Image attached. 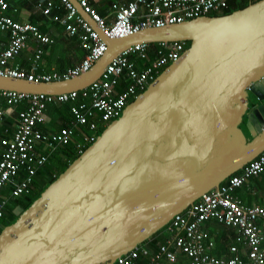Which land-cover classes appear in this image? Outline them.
Instances as JSON below:
<instances>
[{
  "label": "water",
  "instance_id": "water-1",
  "mask_svg": "<svg viewBox=\"0 0 264 264\" xmlns=\"http://www.w3.org/2000/svg\"><path fill=\"white\" fill-rule=\"evenodd\" d=\"M71 1L103 55L68 79L0 76L1 90H81L136 44H190L29 208H13L16 220L0 227V264H114L264 150V0L118 37Z\"/></svg>",
  "mask_w": 264,
  "mask_h": 264
},
{
  "label": "built area",
  "instance_id": "built-area-1",
  "mask_svg": "<svg viewBox=\"0 0 264 264\" xmlns=\"http://www.w3.org/2000/svg\"><path fill=\"white\" fill-rule=\"evenodd\" d=\"M66 8L60 20L70 35H77L86 55L81 63L66 72L58 74H37L24 69L13 68L9 62L27 47L29 39L37 45L51 42L38 26L17 21L7 15L8 0H0V34L8 36L7 46L0 39V76L27 79L31 82H49L68 79L88 71L103 55L106 44L98 32L77 14L70 0H59ZM85 12L97 23L108 37L125 36L147 27H162L181 23L211 12H221L229 6L228 0H129L112 5L113 21L110 25L89 4V0H77ZM53 0H39L36 8L44 15H50ZM154 58L149 57L151 43L136 44L116 56L104 69L99 79L81 90H72L57 95L29 94L1 90L0 120L18 103L27 102V107L18 111L12 138L2 139L3 150L0 158V190L12 185L13 198L27 192L39 167L48 160L49 153L59 146L69 144L79 137L75 148L82 152L86 144H91L98 136L99 127L107 126L117 118L124 108L140 94L160 73L163 67L177 61L184 52V41L158 42ZM42 54L39 46L34 50L38 60ZM140 60L141 65H137ZM72 120L69 126L56 132H44L41 125L46 122L45 108L51 103H71ZM47 150V153H46ZM24 177L17 181L19 172ZM264 170V151L255 159L234 173L215 191L203 194L181 213L176 214L164 226L165 242L151 249L146 242L122 255L114 264H173L180 255L188 258L182 264H245L231 245L235 255L229 259L213 255L214 242L202 225L210 220L235 228L238 244L247 248L249 264H264V206H244L234 195V190L252 176ZM238 172V171H237ZM8 198L0 195V216L7 205ZM158 244V243H157Z\"/></svg>",
  "mask_w": 264,
  "mask_h": 264
},
{
  "label": "crops",
  "instance_id": "crops-1",
  "mask_svg": "<svg viewBox=\"0 0 264 264\" xmlns=\"http://www.w3.org/2000/svg\"><path fill=\"white\" fill-rule=\"evenodd\" d=\"M38 1L39 0H14V2L10 3L12 10L9 8L13 16L10 14L7 15L17 21H25L38 26L42 33L49 36L51 42L37 45L34 40L29 39L27 47L10 60L9 64L13 68L24 69L28 72L37 74H51L53 72L62 74L69 68L79 65L85 57L86 51L82 48L77 35H70L65 30L64 25L60 23V20L66 14L64 5L59 0H53L54 6L51 9L50 15H44L36 8V3ZM128 1L129 0H89V4L103 19H105L106 24L110 25L113 21L112 5L114 3H126ZM0 39L2 41V46L6 47L8 42L7 34L1 33ZM38 46L42 48V54L40 58L36 60L34 58V50ZM51 62H53V64H51ZM14 111L17 112L16 108L12 110L8 109L7 114L4 116L11 120V133L16 124ZM44 112L46 118L44 126L47 127L50 121L51 123L55 122L54 124H60L64 120L62 115L68 118L65 112L55 114L53 108L50 106L47 109L45 108ZM70 122L71 120H69V125ZM69 125H65V127ZM1 151L0 148V154ZM236 196L244 206H264V174L247 180L236 190ZM260 224L264 226V221H261ZM202 227L214 242L212 251L215 255L229 259L235 255L231 252L230 246L235 245L237 246L238 254L243 258L245 264H249L246 256L247 248L244 245L236 243V233L233 228L226 227L224 224L222 225L215 220L205 222ZM156 239L157 241L154 242ZM156 239H151L154 246L163 239V236L159 235ZM180 260H185V257L180 255L179 261L173 264H181Z\"/></svg>",
  "mask_w": 264,
  "mask_h": 264
},
{
  "label": "trees",
  "instance_id": "trees-1",
  "mask_svg": "<svg viewBox=\"0 0 264 264\" xmlns=\"http://www.w3.org/2000/svg\"><path fill=\"white\" fill-rule=\"evenodd\" d=\"M255 1H257V0H228L229 6L227 9H224L221 12H211L207 15L215 16V15L228 14L232 11L237 10V9H241V8L247 6L249 3L255 2ZM12 2H14V0H8L10 9L12 8L10 5V3H12ZM9 8L6 10V14L12 15V13L9 11L10 10ZM189 44H190V42H188V41L184 42V48L186 49L189 46ZM157 49L158 48L156 46V43H151V48H150L149 53H148L150 58H154L155 50H157ZM139 61L140 60L135 59L134 62H136L137 65H141L142 63H140ZM164 68L165 67H163L160 70V72ZM73 103H75V102L48 104L46 109L49 108V106H50L53 108V112L55 114L65 112V113H67L68 118H66L64 115H62L64 117V120L60 124H54L55 122L51 123V121H50L48 127L41 125V129L44 132H49V133L52 132L53 133V132L58 131L60 128L65 127V125H69V120H72L70 108H71ZM0 107H4L2 99H0ZM26 107H27L26 101H22V102L18 103L15 107H13V109L16 108V110H17V112L14 111L15 117L17 118L19 110L25 109ZM10 122H11V120L8 117H3V119L0 120V142L4 138H6V139L12 138L13 132L11 133V131H10V129L12 128ZM104 128L105 127H99L98 134ZM14 130H15V127H14ZM79 140H80L79 137H75L71 140V142L69 144L59 146L56 149H54L53 151H51L49 153L48 160L46 161V163L43 166H41L37 169L36 174L33 177V180L31 182L27 192H25L23 195L16 197V198H13L10 194V189L12 188V185H10V184L6 185L5 187H3L0 190V195L8 198L7 205L3 209L2 216H0V227L9 225L10 223L14 222L16 220L17 216L13 213V208L16 205L22 206L24 210L29 208L30 205L41 195V193L44 191V189L49 184H51L68 167V165L70 163H72V161L74 159H76L80 155L81 152L79 150H77L75 148V145H74L76 142H79ZM89 145L90 144L84 145L82 148V151H84ZM0 148H1V150H3V146L1 145V143H0ZM46 153H47V150H46ZM0 158H1V154H0ZM239 172L240 171H238L236 173H239ZM263 174H264V170L260 173V176ZM23 177H24V172H23V170H21L17 176V181L21 180ZM256 177H258V176H256ZM251 178H254V177H251ZM251 178L246 179L244 181V183ZM240 187H238V188H240ZM236 190H234L235 196H236ZM261 221H258V225H260V226H262L260 224ZM226 227H229V226H226ZM262 227H264V226H262ZM162 232H163V230L161 229L160 231L155 233L150 239L146 240L145 243L147 242L151 249H157L159 244L165 242V237L162 234ZM159 235H162L163 239H161V241H159L158 244L156 243V246H154L152 243L153 241H151V239L155 240ZM210 239H211V237H210ZM156 241H157V239L154 242H156ZM210 253L215 255L212 250H210ZM182 256H184V255H182ZM223 258H225V257H223ZM225 259H227V258H225ZM187 260H188V258L185 257V260H183V261L180 260V262L182 264L183 262H186ZM139 261L141 262V264H143L145 262V258L142 257ZM177 261H179V258L177 259Z\"/></svg>",
  "mask_w": 264,
  "mask_h": 264
},
{
  "label": "bare ground",
  "instance_id": "bare-ground-1",
  "mask_svg": "<svg viewBox=\"0 0 264 264\" xmlns=\"http://www.w3.org/2000/svg\"><path fill=\"white\" fill-rule=\"evenodd\" d=\"M70 2H71L72 5L75 7L77 14H79V12H78L76 6L73 4V2H72L71 0H70ZM76 2L79 4V2H78L77 0H76ZM79 5H80V4H79ZM80 7H81V6H80ZM79 15H80V14H79ZM175 42H176V41H175ZM263 151H264V150H263ZM263 151H262V152H263ZM262 152H261V153H262ZM261 153H260V154H261ZM260 154H258V155H260ZM258 155H257V156H258ZM257 156H256V157H257ZM256 157H255V158H256ZM255 158H254V159H255ZM252 160H253V159H252ZM252 160H251V161H252ZM251 161H250V162H251ZM247 164H248V163H247ZM247 164H246V165H247ZM244 166H245V165H244ZM244 166H243V167H244ZM243 167H242V168H243ZM242 168H241V169H242ZM259 175H260V174H259ZM259 175H256V176H259ZM256 176H252V177H256ZM250 178H251V177H250ZM225 226H226V225H225ZM229 227H230V226H229ZM231 228H233V227H231ZM233 229L235 230V228H233ZM235 233H236V230H235ZM235 236H236V235H235ZM235 240H236V239H235ZM236 243L238 244L237 241H236ZM246 256H247V255H246Z\"/></svg>",
  "mask_w": 264,
  "mask_h": 264
},
{
  "label": "flooded vegetation",
  "instance_id": "flooded-vegetation-1",
  "mask_svg": "<svg viewBox=\"0 0 264 264\" xmlns=\"http://www.w3.org/2000/svg\"><path fill=\"white\" fill-rule=\"evenodd\" d=\"M241 127H242V129L244 130V124L242 123V125H241ZM245 133H246V131H244ZM246 135H247V133H246Z\"/></svg>",
  "mask_w": 264,
  "mask_h": 264
},
{
  "label": "rangeland",
  "instance_id": "rangeland-1",
  "mask_svg": "<svg viewBox=\"0 0 264 264\" xmlns=\"http://www.w3.org/2000/svg\"><path fill=\"white\" fill-rule=\"evenodd\" d=\"M51 64H53V62H51ZM244 131H246V133L248 134V131L246 130V128H244ZM248 136H250V135H248Z\"/></svg>",
  "mask_w": 264,
  "mask_h": 264
},
{
  "label": "clouds",
  "instance_id": "clouds-1",
  "mask_svg": "<svg viewBox=\"0 0 264 264\" xmlns=\"http://www.w3.org/2000/svg\"><path fill=\"white\" fill-rule=\"evenodd\" d=\"M132 101V100H131ZM106 127V126H105Z\"/></svg>",
  "mask_w": 264,
  "mask_h": 264
}]
</instances>
